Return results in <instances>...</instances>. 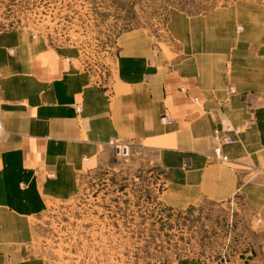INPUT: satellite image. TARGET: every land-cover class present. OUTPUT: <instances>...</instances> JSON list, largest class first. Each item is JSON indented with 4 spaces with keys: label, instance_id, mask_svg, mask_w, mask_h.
Segmentation results:
<instances>
[{
    "label": "crops",
    "instance_id": "1",
    "mask_svg": "<svg viewBox=\"0 0 264 264\" xmlns=\"http://www.w3.org/2000/svg\"><path fill=\"white\" fill-rule=\"evenodd\" d=\"M220 14L201 20L214 24ZM196 45L178 67L166 59L158 71L142 53L94 72L43 34L0 30V264H41L23 256L26 217L78 194L82 174L116 157L112 138L171 158L179 176L169 178L168 205L239 194L264 230V55L244 66L239 54L232 69L215 38ZM228 125L242 129L228 133L229 160L215 161L214 135Z\"/></svg>",
    "mask_w": 264,
    "mask_h": 264
},
{
    "label": "rangeland",
    "instance_id": "2",
    "mask_svg": "<svg viewBox=\"0 0 264 264\" xmlns=\"http://www.w3.org/2000/svg\"><path fill=\"white\" fill-rule=\"evenodd\" d=\"M218 12L226 14L214 24L201 20ZM13 29L69 47L94 72L142 53L158 71L166 59L178 67L206 37L231 52L235 69L239 54L244 66L254 52L264 55V0H0V30ZM110 143L116 157L82 174L78 194L26 217L23 256L41 264H264V230L246 198L168 205L169 178L179 176L171 158L157 147Z\"/></svg>",
    "mask_w": 264,
    "mask_h": 264
},
{
    "label": "built area",
    "instance_id": "3",
    "mask_svg": "<svg viewBox=\"0 0 264 264\" xmlns=\"http://www.w3.org/2000/svg\"><path fill=\"white\" fill-rule=\"evenodd\" d=\"M1 127V126H0ZM233 130H236V131H240L241 130V127L240 126H226L225 127V131L227 132L226 134L222 135L220 133L219 130L216 131V134L218 136V134L220 136L219 140L221 143H219L216 147V149H214V152H213V155H212V159L215 160V161H228L229 160V156L224 152L223 150V145L224 144H231L233 143V140L232 138L228 135V133L232 132ZM113 144H116V149L118 151V153H123V154H127L128 153V149H129V146L126 145V144H120L119 142L117 141H114Z\"/></svg>",
    "mask_w": 264,
    "mask_h": 264
},
{
    "label": "bare ground",
    "instance_id": "4",
    "mask_svg": "<svg viewBox=\"0 0 264 264\" xmlns=\"http://www.w3.org/2000/svg\"><path fill=\"white\" fill-rule=\"evenodd\" d=\"M0 129L4 131V127H3V124L0 123Z\"/></svg>",
    "mask_w": 264,
    "mask_h": 264
}]
</instances>
